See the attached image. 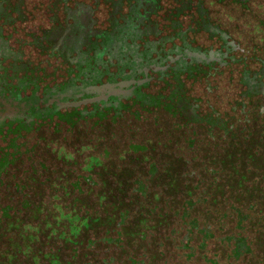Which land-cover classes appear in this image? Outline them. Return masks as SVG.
<instances>
[{
	"label": "flooded vegetation",
	"instance_id": "af4514ba",
	"mask_svg": "<svg viewBox=\"0 0 264 264\" xmlns=\"http://www.w3.org/2000/svg\"><path fill=\"white\" fill-rule=\"evenodd\" d=\"M258 231L264 0H0V264H264Z\"/></svg>",
	"mask_w": 264,
	"mask_h": 264
},
{
	"label": "rangeland",
	"instance_id": "374dc122",
	"mask_svg": "<svg viewBox=\"0 0 264 264\" xmlns=\"http://www.w3.org/2000/svg\"><path fill=\"white\" fill-rule=\"evenodd\" d=\"M89 181L91 182V180L89 179ZM85 223V222H84ZM78 235V234H77ZM22 239H23V243H24V245L23 246H21V247H18V246H14V245H11L10 246V250H11V252L13 253V254H22V255H24L25 257H28L32 262H33V264H36V262H37V257H31L32 255H34V254H38V252L36 251V249L35 248H33L32 246H29V245H32L30 242H29V240H28V238L26 237V233H25V235L24 236H22ZM12 240H10L9 239V243L11 242ZM41 255V254H40ZM4 256H6V255H4ZM7 259H9L8 258V256H7Z\"/></svg>",
	"mask_w": 264,
	"mask_h": 264
},
{
	"label": "trees",
	"instance_id": "16d2710c",
	"mask_svg": "<svg viewBox=\"0 0 264 264\" xmlns=\"http://www.w3.org/2000/svg\"><path fill=\"white\" fill-rule=\"evenodd\" d=\"M259 233L257 234V235H255V237L253 238V241L256 243L257 241H259V240H262V238H260V236H262V235H264V233L263 232H261V231H258ZM263 240H264V238H263ZM239 241H237V243H238Z\"/></svg>",
	"mask_w": 264,
	"mask_h": 264
}]
</instances>
